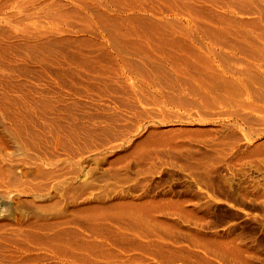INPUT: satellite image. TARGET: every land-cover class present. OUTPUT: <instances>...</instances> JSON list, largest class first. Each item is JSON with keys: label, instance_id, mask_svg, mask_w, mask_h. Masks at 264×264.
<instances>
[{"label": "rangeland", "instance_id": "obj_1", "mask_svg": "<svg viewBox=\"0 0 264 264\" xmlns=\"http://www.w3.org/2000/svg\"><path fill=\"white\" fill-rule=\"evenodd\" d=\"M235 3V49L244 31L264 49V0ZM93 26L81 49L99 59ZM183 30L181 41L201 45ZM10 32L0 36V104L17 118L11 129L0 111V264H264V54L221 52L213 62L235 69V95L211 92L221 100L204 106L187 89L204 78L161 61L158 87L179 98L169 104L139 88L140 74L122 79L125 92L95 90L102 81L61 54L73 41L31 50Z\"/></svg>", "mask_w": 264, "mask_h": 264}, {"label": "bare ground", "instance_id": "obj_2", "mask_svg": "<svg viewBox=\"0 0 264 264\" xmlns=\"http://www.w3.org/2000/svg\"><path fill=\"white\" fill-rule=\"evenodd\" d=\"M235 4V0H149L148 2L147 0H66V2H60V0H0V36L5 38L11 34L10 30H12V32H17L13 28L21 26V28H17L20 31L15 34L20 36L25 42L30 43L31 50H34L37 45L46 50L49 46L41 45L40 43L43 38L52 41L54 44L73 41L76 44L75 52L72 54L61 52V54L72 62L73 59L76 60L77 65H81L83 71H88L91 75L93 74L102 81L101 87L95 85L94 82L90 83L94 84L91 86L95 90H106L109 88L111 90V87H114L119 93L125 92L126 89H124L125 86L122 84V79L124 78V81L129 79V81H131L133 77H136L134 75L140 74L142 76L140 77L137 75L140 77H137V82L141 90L149 89L147 93L159 96L162 102L168 101L170 102L169 104H178L179 98L170 93L167 94L163 92V88L159 89L158 87L161 82L160 78L156 77L155 73L165 68L161 63V61H165L170 66L178 68V71L181 70L191 75L193 79V73H195V75L197 74L198 78L195 76L197 80L204 78V80H199L201 82L200 88L189 86L190 84L187 86L188 94L190 93L191 96H198L200 102L204 106L211 103L214 104L221 100L220 96H211V92L219 90L221 92H231L235 95V69L223 64V61L222 66H219L221 65L220 63L217 65L216 62H213L219 58L221 52H232L235 55V50H238V52L247 55L249 58L259 57L261 54H264L262 53L264 49L257 43L256 38L253 36V32L252 34L246 33V31H244L245 33H241L239 36L242 42L239 40V47L235 49V17L231 14L234 11L233 9H235ZM213 6H217L218 9L213 8ZM147 11H150V14L147 13ZM184 14H186V18L183 20L182 17L184 16L182 15ZM73 18L76 20L80 19V21L82 20L81 22L83 25L79 21V24L82 26L80 25L78 28L80 33L81 31L83 32V36L81 37H77L74 31L72 33L73 25L77 26V24L73 22ZM43 20L44 25L47 27L43 25ZM252 22H254V20ZM93 25L96 26V31L99 32L100 35H98L101 37V41L97 43L95 41V43L103 54L101 58H93L94 60L81 49V45L83 43L86 44V40H88V38H84V35L89 33ZM256 27L258 26L256 25ZM184 28H192L197 33H200L201 45L194 44L193 46L195 47H193L191 44H186L181 41L183 36H188L189 34V31L183 30ZM78 30L77 32H79ZM176 30H179L180 34H177ZM92 34L94 35V33ZM230 40H232L234 44H230ZM95 43L91 44L94 45ZM86 45L89 44L87 43ZM195 49L199 50V53L202 55L196 53L200 56V60H197V62L201 63V67L192 64V61H196L192 60V54L196 52ZM57 53L54 57H57ZM232 53L231 55H233ZM135 56H140L143 59L137 61ZM99 60H101V62L103 60L106 65L101 64ZM144 61H147V64H144ZM148 62H151V64ZM258 64V67H261L260 63ZM190 70H192L193 73H190ZM205 77L210 81L205 82ZM130 85L134 86V83L131 82ZM133 86H131V88ZM136 88L138 89V86ZM247 88L249 87H246V89ZM103 90H100V92L102 93ZM132 92L130 90V93ZM138 92L139 94L141 93L140 91ZM133 93V95H135V92ZM248 95H250V93H248ZM140 96H143L140 98H146L143 94ZM148 96L150 95H147V97ZM5 100V98L3 101L1 100L0 111L3 117L8 120L7 125L10 124L9 126L11 127V121L15 120L17 117L11 115ZM138 101H140V99ZM154 101H156L155 98ZM189 101L192 100L190 99L188 102ZM119 103L121 102L119 101ZM12 132H14V136L21 143L19 146L26 149L27 144H25L22 138V129L13 128ZM61 233L58 232L53 235L59 242L57 246L62 250L70 249L66 244L69 243L73 245L72 237L70 236V240L68 238L69 236L61 235ZM45 238H47V236ZM47 241L49 242V239ZM15 244L17 245L18 243ZM40 245H43V243ZM18 246L20 247L19 244ZM45 246H47V244H45ZM51 247L53 248V246ZM58 254L62 255L60 253ZM103 256L104 254L102 257ZM95 262L96 261H94V263Z\"/></svg>", "mask_w": 264, "mask_h": 264}]
</instances>
